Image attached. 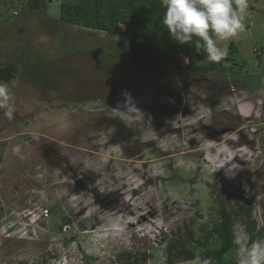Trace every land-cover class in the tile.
I'll return each instance as SVG.
<instances>
[{
	"label": "rangeland",
	"instance_id": "1",
	"mask_svg": "<svg viewBox=\"0 0 264 264\" xmlns=\"http://www.w3.org/2000/svg\"><path fill=\"white\" fill-rule=\"evenodd\" d=\"M64 1L0 0V60L17 66L0 80L15 107L0 108V264H199L177 250L239 187L264 221V0L220 43L238 46L228 69L155 76L118 64L125 33L64 23ZM125 91L142 110L130 126Z\"/></svg>",
	"mask_w": 264,
	"mask_h": 264
},
{
	"label": "trees",
	"instance_id": "2",
	"mask_svg": "<svg viewBox=\"0 0 264 264\" xmlns=\"http://www.w3.org/2000/svg\"><path fill=\"white\" fill-rule=\"evenodd\" d=\"M28 6L31 10L44 9L47 6V0H29ZM165 11L163 0H77L62 2L60 18L66 24L99 30L110 35L125 33L128 36L127 55L117 59L118 64L147 75H162L171 64L176 67V74L182 73L186 68L204 73L218 69L226 70L228 68L224 63L236 59L235 53L238 51V46L235 41H231L228 55L219 63L208 61L203 51L197 53L195 40L198 38L196 37L189 45L181 46L173 42L167 29L161 24ZM122 24H125V30L122 29ZM183 55L188 57L186 64L182 63ZM16 71V64L12 62L3 65L0 60V80H12ZM32 74L35 75V72ZM40 75H43V78L47 77L44 74ZM220 195L219 193L217 197L219 219L212 224L206 236L197 237L191 231V240L195 244L193 247H186L179 241L182 247L177 251L184 260L199 258V264H203V261L207 259H211L212 264H236L232 258L236 246L232 243L231 229L233 223L240 217L243 218L242 224L245 225L246 231L253 240L264 238V235L256 237L257 223L253 219L252 200L245 196L243 187L233 192L236 206L233 210L225 206L224 201L227 200H222ZM258 233L261 235L262 230ZM137 235L134 233L132 236ZM173 251L176 249L174 250L173 245L170 244L168 247L170 263L175 262ZM130 264H135V261Z\"/></svg>",
	"mask_w": 264,
	"mask_h": 264
},
{
	"label": "clouds",
	"instance_id": "3",
	"mask_svg": "<svg viewBox=\"0 0 264 264\" xmlns=\"http://www.w3.org/2000/svg\"><path fill=\"white\" fill-rule=\"evenodd\" d=\"M166 11L161 24L167 29L170 39L179 44H191L195 40L197 53L203 51L210 62L219 63L227 55L221 42L237 38L246 30L245 19L249 0H163ZM187 62V58H185ZM125 100L118 101L116 114L126 125L141 119L142 110L137 107L130 92L123 93ZM12 96L7 84L0 83V108L6 109L9 119L15 111ZM16 151H19L17 148ZM37 180L43 179L38 172ZM255 219V213H253ZM264 228V221H258L256 231ZM232 243L236 246V264H264V238L253 240L240 221L233 223ZM203 264H212L211 259Z\"/></svg>",
	"mask_w": 264,
	"mask_h": 264
}]
</instances>
